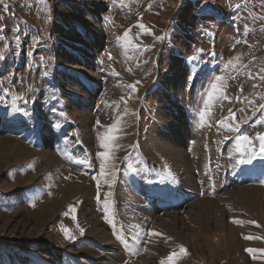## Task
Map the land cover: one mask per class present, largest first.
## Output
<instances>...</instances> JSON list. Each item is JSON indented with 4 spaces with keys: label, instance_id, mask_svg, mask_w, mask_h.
Listing matches in <instances>:
<instances>
[{
    "label": "rangeland",
    "instance_id": "obj_1",
    "mask_svg": "<svg viewBox=\"0 0 264 264\" xmlns=\"http://www.w3.org/2000/svg\"><path fill=\"white\" fill-rule=\"evenodd\" d=\"M262 17L264 0H0V264H160L180 246L176 264H264L246 251L264 249V153L219 123L264 133Z\"/></svg>",
    "mask_w": 264,
    "mask_h": 264
},
{
    "label": "snow or ice",
    "instance_id": "obj_2",
    "mask_svg": "<svg viewBox=\"0 0 264 264\" xmlns=\"http://www.w3.org/2000/svg\"><path fill=\"white\" fill-rule=\"evenodd\" d=\"M45 4L47 5V0H45ZM51 17L49 16V19ZM262 19H264V17H262ZM108 23H111V19L110 18H106ZM140 28H144L145 26L143 24L139 25ZM17 31L19 30V26L17 25ZM264 30V29H262ZM130 33H131V29L125 30V32L123 33L122 36L117 37L118 41H123L125 43H131V39H130ZM157 39H163L162 37H157ZM246 43V41H241V40H236L235 43L239 44V43ZM203 49H197L198 53L203 52ZM110 55V54H109ZM190 60H197L199 59V56L194 55L192 57H189ZM240 67H243L242 63H241V56L238 54L235 57L230 58L226 64H225V69H231L232 71H238ZM260 79L264 80V76H261ZM225 80V76L222 75H217L216 77H214L213 81L210 82L209 85V89L207 91V95L209 100H211L213 98V96L216 93H221L223 94V88L221 86V82ZM139 83V82H137ZM129 87L133 88V91H135V86L134 85H130ZM22 97H16V99H21ZM226 98V97H225ZM123 100V98H121ZM262 109H264V105L260 106ZM128 109L124 110V114H127ZM28 113L25 112V115H27ZM201 117L205 116V112H201L200 113ZM226 120H235V113L232 112L231 110H229V116L225 118ZM245 122H247V120H245ZM99 123V121L97 122ZM219 123L223 126L228 127L230 132H236L238 133V135L236 136V145H237V151H241L244 148L245 144L248 145H252L253 144V139L258 140L259 141V153L257 152V150L253 147V151H252V156L256 157L259 154L264 153V133H260L257 134L255 138L250 137L246 132L242 133L241 132V126L239 124V122L236 123L235 127H233V125L231 123L225 125V121L221 120L219 121ZM121 124H122V116H118L114 123L107 126L108 127V131L105 132L101 138H100V147L104 149V151L100 152L98 155L101 158V164H100V175L101 176H106L109 173L106 171L107 169V165L109 163V161H112L115 159V149L117 147H119V145L116 143V141L118 140V133L121 131ZM57 128L60 127L59 124L56 125ZM71 212H75L76 209L75 208H71L70 209ZM73 219H75V216H73ZM111 222V221H110ZM234 223L237 224H242L244 223L243 221L240 220H234ZM250 223H255V222H250ZM77 227H79V225H77ZM61 231L64 232L65 237L67 239H74V237L71 234V230L67 229L64 226H61ZM84 230L82 228H80V233L81 235L83 234ZM153 235H159V233H153ZM245 239H259V237H251V236H246L244 237ZM118 240H123L122 236H117ZM246 251H248L250 254H253V259H256V255H254L257 252H264V249H247ZM181 254H187L186 249L183 246H180V253H176V252H172L169 256H167L166 258H164L163 260L160 261V264H176L177 259H179ZM125 264H127V262H125Z\"/></svg>",
    "mask_w": 264,
    "mask_h": 264
},
{
    "label": "bare ground",
    "instance_id": "obj_3",
    "mask_svg": "<svg viewBox=\"0 0 264 264\" xmlns=\"http://www.w3.org/2000/svg\"><path fill=\"white\" fill-rule=\"evenodd\" d=\"M19 148H21V147H19ZM58 160H59V159H58ZM56 162H57V161H56ZM57 163H58V162H57ZM96 222H97V221H94L93 223L96 224ZM101 232H102V231H101ZM108 233H109V232H108ZM130 263H131V262H130Z\"/></svg>",
    "mask_w": 264,
    "mask_h": 264
}]
</instances>
